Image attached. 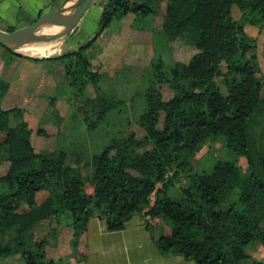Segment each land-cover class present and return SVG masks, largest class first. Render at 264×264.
Wrapping results in <instances>:
<instances>
[{
	"label": "trees",
	"instance_id": "1",
	"mask_svg": "<svg viewBox=\"0 0 264 264\" xmlns=\"http://www.w3.org/2000/svg\"><path fill=\"white\" fill-rule=\"evenodd\" d=\"M234 6L242 13L240 21L232 16ZM130 15L136 22L164 18L160 29L152 27L155 57L144 73L145 108L137 120L143 138L119 131L91 156L85 164L91 172L85 176L80 146L39 151L22 121L25 108H0V133L6 136L0 141V165L8 166L0 174V259L20 256L24 264H65L66 259L47 256V247L57 246L65 230L72 236V256L81 261L77 245L91 217L99 216L109 231H118L139 215L164 257L195 264H264L246 252L253 243L264 244V79L254 55L264 30V0H110L100 27L104 31ZM179 39L195 50L187 63L162 48L163 42L172 50ZM89 47L55 58H30L69 59L72 120H82L88 132H95L125 102L101 88L104 73L94 72L83 55ZM165 86L170 99L164 97ZM9 88L0 78V104ZM12 119L18 120L14 127ZM38 134L46 132L41 128ZM219 140L236 160L216 159L210 171H197L196 155ZM71 155L76 166L67 162ZM182 180L185 185L172 195ZM155 192L160 198L146 211ZM157 219L170 226V235H155ZM42 221L53 227L48 236L34 240Z\"/></svg>",
	"mask_w": 264,
	"mask_h": 264
},
{
	"label": "rangeland",
	"instance_id": "2",
	"mask_svg": "<svg viewBox=\"0 0 264 264\" xmlns=\"http://www.w3.org/2000/svg\"><path fill=\"white\" fill-rule=\"evenodd\" d=\"M109 1L95 0L68 38L26 46L22 49L23 51L20 50L17 53L21 54L17 57L5 52L0 46V78L10 83L8 93L2 100L0 108H25L26 112L22 121L28 124L32 133L31 142L39 151L57 152L61 149L67 150L68 147L80 146L83 150L80 167L85 176L91 172L90 168L85 167L91 156L100 152L119 131H124L125 135L136 133L138 138L145 136L144 130L137 124L138 117L145 108L144 73L155 57L152 27L154 25L156 29H160L164 18L159 15L154 20L149 17L143 22H136L134 16L130 15L124 18L125 21L123 19L114 20L98 39L91 42L90 47L83 51V55L92 61L93 68L104 73L105 80L101 83V88L118 95L125 102L122 109L112 112L95 132H88L82 120L77 122L72 120L75 109L68 102L70 96L67 78L69 59L34 60L31 58H49L47 56L54 54V56H64L78 51L80 47H85L88 40L101 28V8L103 9ZM232 16L236 21L241 20L242 13L237 6L232 8ZM162 48L174 60L184 63L189 62L195 54L194 48L184 39L172 43V50L168 49L163 42ZM254 55L260 68V75L264 79V30L258 36ZM1 62H4V68L1 67ZM217 85L225 91L220 80H217ZM88 91L94 95L95 89L89 86ZM163 93L165 99L172 97L167 86L163 87ZM53 100L56 101L55 106ZM56 111L59 112V116L55 115ZM17 124V119L11 120V126L14 127ZM41 128L45 130L46 135L38 134ZM160 128L162 129V126ZM261 134L264 142V131ZM5 137V134L0 133V141H4ZM216 159L236 160L226 148L223 140L207 144L196 155V170L208 167L210 171ZM75 161L76 158L72 155L67 159V162L74 166H76ZM239 166L242 174L247 176V165L244 158L239 159ZM7 168V165H0V174H5ZM185 183V180L178 183L171 194L176 195ZM158 188H161V185ZM45 197L42 196L41 199ZM159 198L160 193L155 192L151 196V204L146 211L155 206ZM27 210L28 208L24 207L23 211ZM157 220L160 223L156 225L155 235H170V226L162 219ZM47 232H49L48 223L42 221L33 231L34 240L36 237L44 236ZM49 252L51 257L61 253L66 256L70 250L62 252L50 249ZM247 252L251 259L264 263V244L253 243L247 248Z\"/></svg>",
	"mask_w": 264,
	"mask_h": 264
},
{
	"label": "crops",
	"instance_id": "3",
	"mask_svg": "<svg viewBox=\"0 0 264 264\" xmlns=\"http://www.w3.org/2000/svg\"><path fill=\"white\" fill-rule=\"evenodd\" d=\"M76 1L0 0V29L11 31L24 28L34 23L43 14L63 6H72ZM101 11H103L102 8ZM125 25L127 26L126 23ZM54 55L47 57H58ZM92 70L94 72L98 71L94 68ZM47 223L49 232L44 236L36 237L35 240L49 235L53 226L51 222L47 221ZM156 223H160V221L157 220ZM59 235V244L57 246L53 244L48 246L47 256L56 261L66 259L65 264H195L180 256L164 257L158 250L152 233L142 223L139 215L126 222L124 228L118 231H109L106 221L101 220L99 216L91 217L87 230L77 245L78 256L81 257V261L72 256L71 234L61 230ZM50 249L62 252L70 250V253L66 256L61 253L51 257ZM0 264H24V262L20 256H14L0 259Z\"/></svg>",
	"mask_w": 264,
	"mask_h": 264
},
{
	"label": "water",
	"instance_id": "4",
	"mask_svg": "<svg viewBox=\"0 0 264 264\" xmlns=\"http://www.w3.org/2000/svg\"><path fill=\"white\" fill-rule=\"evenodd\" d=\"M95 0H77L72 6H63L40 16L34 23L13 32L0 29V44L14 53L24 47L36 43L53 42L69 36L79 25ZM62 26L58 31L47 32L50 24ZM103 32V28L94 34L85 46L95 41Z\"/></svg>",
	"mask_w": 264,
	"mask_h": 264
},
{
	"label": "bare ground",
	"instance_id": "5",
	"mask_svg": "<svg viewBox=\"0 0 264 264\" xmlns=\"http://www.w3.org/2000/svg\"><path fill=\"white\" fill-rule=\"evenodd\" d=\"M62 26L60 24L52 23L48 26L47 32H55L59 30V27ZM31 46V45H30ZM39 50V49H37ZM42 50V49H41ZM23 51V50H22Z\"/></svg>",
	"mask_w": 264,
	"mask_h": 264
}]
</instances>
